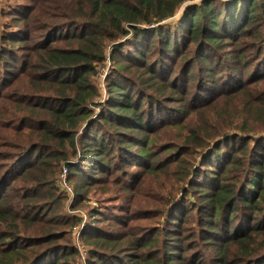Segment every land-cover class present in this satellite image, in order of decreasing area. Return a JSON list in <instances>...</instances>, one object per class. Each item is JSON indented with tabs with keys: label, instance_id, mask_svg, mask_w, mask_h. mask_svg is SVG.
Listing matches in <instances>:
<instances>
[{
	"label": "rangeland",
	"instance_id": "1",
	"mask_svg": "<svg viewBox=\"0 0 264 264\" xmlns=\"http://www.w3.org/2000/svg\"><path fill=\"white\" fill-rule=\"evenodd\" d=\"M77 1H71V7L61 12L57 8L58 0H0V178L4 177L0 182V193L8 192L11 213L17 218L8 221L10 227L6 222L0 227V261L9 254L18 253L15 264H49L54 257V261L63 257L69 246L77 249V264L164 260L163 240L166 239L171 244L167 253L177 257L170 264H220L222 257L218 252L225 243L207 238L210 221L204 207L196 205L198 198L195 196L205 189H197L195 184L199 182V186H204L206 171L217 176V168L208 165L204 159L223 141L244 138L254 144V140H264V17L260 23L262 27L249 26L241 33L229 28V33H222L223 45H211L212 48L200 53L201 56L206 54L213 64L210 69L217 76L215 82L211 78L205 82L201 71L191 70L198 49L189 55L194 60L187 64L183 59L188 48L183 47V42L174 49L172 59L164 67L180 86L189 82L187 108L180 113L175 105H169V110L155 111L154 119L149 117L151 122L172 120L151 136L152 149L158 154L156 159H141L140 162L137 159L130 163L132 159L127 151L121 150L112 163L106 161L98 170H93L88 162L82 163L80 145L77 158L71 160V164L79 168L70 176L64 163L59 171L55 162L40 168L33 162L32 144L26 135L37 134L41 122L33 119V107L19 91L26 88L30 94L34 86H46L47 82L37 78L40 74L39 54L62 47L60 40L71 31L65 19H76L75 13L85 15L89 4L84 0ZM220 2L229 4L234 0H217ZM200 3L201 0L186 1L176 9L174 17L158 25L140 28L149 32L165 24L167 29H179L177 22L186 9ZM12 38L19 41L14 46L11 45ZM130 39L128 37L127 42ZM155 40H158L157 34ZM122 42L124 40L117 43ZM146 43L147 39H143L137 46L144 49ZM159 45L157 43V47ZM113 46L107 44V59L95 78L100 96L90 104L95 112L92 119L99 117L111 100L109 85L116 68L111 60ZM129 50L132 55L135 53L133 48ZM31 63L37 66L31 67ZM156 63L151 62L147 68L132 65L127 72L128 80L147 83L165 92L160 81L148 73ZM126 87L130 89L127 83ZM169 97L172 98L166 99L167 103L173 100L177 106L183 105L176 100L182 98L181 94H169ZM181 121L182 124H178ZM222 121L224 126L218 131ZM85 127L80 133H85ZM193 135L196 137L192 141L190 136ZM173 146L176 147L167 150ZM236 157L243 159L245 155L238 152ZM33 163L36 166L26 172L25 168ZM7 164H10L8 168ZM222 164L224 166L226 162ZM44 175L52 184L35 185L31 192L24 191L35 178ZM186 194L193 205L187 201ZM184 204L189 207L188 215L180 226L172 225ZM243 214L246 212H241L240 221L244 219ZM73 217L78 220V225L71 228L68 224ZM3 226L7 229L3 230ZM53 230L58 235L48 241L46 233H56ZM158 231L162 232L158 233L161 237L156 251L140 250L156 237ZM168 231H171L170 237L164 235ZM218 231L223 232L222 229ZM218 231L215 236H221ZM214 242L216 249L210 245ZM245 246L246 250L239 243L232 245L228 253L230 263L227 264H264V233L254 235ZM52 250L54 252L50 253ZM92 252L103 256L104 262L98 258L89 261ZM118 258H121L119 263L112 261Z\"/></svg>",
	"mask_w": 264,
	"mask_h": 264
},
{
	"label": "trees",
	"instance_id": "2",
	"mask_svg": "<svg viewBox=\"0 0 264 264\" xmlns=\"http://www.w3.org/2000/svg\"><path fill=\"white\" fill-rule=\"evenodd\" d=\"M58 1L60 4H57V8L61 12H66L71 7V1L74 0ZM84 1L90 6L84 16L75 13L76 19H65L71 31L68 36L60 40L62 47L39 54L41 57L39 71L43 76L39 74L37 78L47 82L46 86H34L30 94L26 88L19 91V95L27 98V101L31 103L33 119L41 122L37 134L26 135L27 141L32 144L33 162L37 163L39 168L43 167V164L55 162L57 167H60L59 171L64 163L70 176L74 175L73 170L77 171L79 168L71 164V160L77 158L80 145L82 146V163L88 162V166L93 170H98V167H102L101 164L106 161L112 163L113 157H119L121 150L127 151L132 159L130 163H135L137 159L139 162L141 159H156L158 154H155V150L152 149L151 136L172 120L151 122L149 117L154 119L155 111L169 110V105H175L174 107L180 113L187 108L185 102L189 92V82L180 86L179 82L172 80L173 74H169L168 69L164 67L167 66V61L172 59L174 49L182 42L183 47L188 48L183 59L184 64L191 60L193 62L194 57L189 58V55L198 49L199 54L196 55L191 70L197 68L203 73L205 82L210 78L212 82H215L217 76L210 69L213 64L206 54L201 56L200 53H205L206 48H212L211 45H223L222 33H229V28H234L236 33H241L249 26L262 27L260 23L264 17V0H234L229 4L217 3V0H201L200 4H194L186 9L181 20L177 22L179 29H172V27L167 29V25L164 24L148 32L140 27L158 25L174 17L176 9L183 3L195 0ZM75 2L79 1L75 0ZM127 26L131 28L130 31L127 30ZM156 34L158 40H155ZM128 37L131 39L127 42ZM143 39H147L144 49L137 46V43ZM120 40L124 42L117 43ZM16 42L19 41L11 39L12 46ZM109 43L114 44L111 60L116 65L109 85L111 100L102 109L99 117L92 119L95 112L90 104L100 96L95 78L98 69L107 59L105 48ZM157 43L160 44L159 47ZM130 48L135 50L133 55ZM155 61L157 63L153 68H149L148 73L153 79L160 81L165 92L147 83H134L128 80L127 72L132 65L147 68L148 64L151 62L154 64ZM34 65L37 66L36 63L30 64L31 67ZM221 71L225 74V70ZM195 77L197 81V76ZM193 79L194 77L190 81ZM126 83L131 90L126 87ZM240 89L237 88V90ZM168 93L173 96L176 93L181 94L182 98L176 100L181 101L183 105L177 106L173 100L167 103L166 99L172 98ZM147 111H150V114ZM178 124H182V121ZM85 125L86 131L82 134L80 130ZM223 126L222 121L217 128L218 131ZM190 137L193 141L196 135ZM174 147L176 146L167 150L171 151ZM214 150L204 160L208 165L217 168V176H212L206 171L204 186H199V182L195 184L197 189H205L201 194L195 195L198 198L196 205L204 207L202 208L210 221L207 238H214L225 243L218 254L222 257L219 260L220 264H227L230 263L228 253L232 245L239 243L246 250V243H249L254 235L264 233V221H262L264 219V140H254V144H250L244 138H228ZM238 152H243L245 158L238 159L236 157ZM225 162L223 166L222 163ZM35 163L26 167V172L35 167ZM9 165L7 164L6 168ZM231 174L232 176H229ZM198 175L197 173L196 177ZM3 178H0V182ZM44 184H52L47 175L35 178L24 191L29 193L35 185L41 187ZM7 193L6 190L0 193V227L2 223L5 225V222L7 224L8 221L17 219L11 213V201ZM188 194L185 195L187 201L193 205L188 199ZM182 207L177 214L178 218L172 220V225L180 226L182 220L188 215L189 207L186 204ZM242 211L246 214H243L244 219L240 221ZM77 223L78 220L73 217L68 225L74 228L78 225ZM255 223H257L256 226H254ZM7 225L10 227L9 224ZM5 227L3 226V230L7 229ZM219 229L223 232H219ZM216 230L221 236H215ZM55 232L46 233L48 241L56 239L58 232ZM160 232L162 231H158L156 237L146 242L140 250L156 251L155 248L160 243L161 236H158ZM170 233L171 231H168L164 235L170 237ZM163 241L164 260L158 258L137 262L131 259L130 263L170 264L174 262L177 257L167 253L170 251L171 244L166 239ZM210 245L214 249L217 248L215 242ZM52 252L54 250L50 253ZM77 254L76 247L69 246L63 257H58L57 261H54V257L49 264H77ZM18 256V253L9 254L3 257L4 261H0V264H15ZM95 258L104 262L103 256L92 252L89 261L94 262ZM120 260L121 258L112 259L114 263H119ZM93 264L103 263L96 261Z\"/></svg>",
	"mask_w": 264,
	"mask_h": 264
},
{
	"label": "built area",
	"instance_id": "3",
	"mask_svg": "<svg viewBox=\"0 0 264 264\" xmlns=\"http://www.w3.org/2000/svg\"><path fill=\"white\" fill-rule=\"evenodd\" d=\"M65 183V182H64Z\"/></svg>",
	"mask_w": 264,
	"mask_h": 264
}]
</instances>
